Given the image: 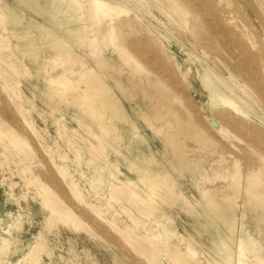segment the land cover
<instances>
[{"label": "rangeland", "instance_id": "374dc122", "mask_svg": "<svg viewBox=\"0 0 264 264\" xmlns=\"http://www.w3.org/2000/svg\"><path fill=\"white\" fill-rule=\"evenodd\" d=\"M90 1L70 0L69 9L63 13V27L57 31L71 30L79 33L78 38L75 37L79 42L72 48L75 56L98 70L95 66L98 56L95 57V53L92 51V55L89 50L88 39L98 35L99 48L107 50L103 40L105 36L97 32L99 25L105 24L103 21L99 22L101 19L91 11ZM108 1L120 2L131 8L128 17L138 14L142 18L146 29L141 27L138 35L140 39L146 41L147 46L142 49L147 58L153 60L148 63L137 56L138 60L146 65L141 70L144 71L143 75L148 71V76H143L141 71L136 69L135 62H128L131 68L119 59L117 62L119 69L110 71L113 75L111 94L118 99L127 117L108 118L99 122L91 114L81 111L78 104L63 100L62 91L72 92L79 85L80 75L76 72L78 64L61 65L60 61H56V64L49 60L50 64L47 67L53 65L54 69L51 71L52 74H48V79L44 76L39 78L31 72L32 65L24 55L18 53L22 48L17 46V43L39 35L38 31H30L28 34L24 32L23 27L26 28L25 25L31 20L29 17L32 16V11L20 0H0V53L10 55L8 59L13 61L12 64L7 63L6 57L2 58L0 54V122L3 123L2 129L5 132L11 130L0 136V242L4 240L5 246V253L0 252V259L7 257L9 261H16L27 254L31 245L37 241L39 244L42 243L36 248L40 251L39 255L35 249L33 251L40 257L37 264H118L117 262L151 264L150 260V263L146 262L148 261L146 256L130 246L124 235L108 226L106 220H114L117 227L126 228L138 236L159 235L161 231L171 230V235H174V240L181 250L187 252V245L190 243L197 250L196 257L188 255L191 262L200 259L204 264L208 261L211 264H264V211L260 210L253 195L246 191L225 197L223 194L224 187L229 184L234 159L238 161L245 157L251 159L253 166L249 167L248 173L261 165V162L246 143L235 139L232 130L228 128L232 122L224 120L222 115L225 110L215 112L209 108L208 89L203 80L208 72L216 73L232 87L227 78L233 73L238 83H248L249 80L239 76L240 66L237 62L239 49L233 46V38L228 36L223 40L222 36L215 35L206 28L201 30L197 28L195 33L191 32L187 26V29L185 25L182 26L183 23L181 25L166 18L165 13L153 0ZM226 1L217 3L221 8V15L237 19L240 24L239 30L245 38L253 37L256 41L257 46L253 50L264 82V59L261 58L264 51V2L228 0L230 4L227 6ZM7 5L10 6V10L14 11L15 7L19 14L26 16L23 25L11 27L13 17L10 12L8 16H3V11L9 10ZM37 19L44 22L40 15ZM148 28L153 30L154 35L149 33ZM41 60L46 61L45 58ZM53 62L56 66L58 63L61 66L56 67ZM153 62L157 64L161 62L159 63L161 70L157 69L158 72L154 70ZM65 66L72 67V71L66 77L70 81L66 84L67 87L71 82L74 84L69 86L70 90L61 82L64 77L56 74ZM134 69L140 71V74L137 72L136 74ZM119 70L122 72L121 75L118 74ZM166 72L173 76L167 75ZM164 73L167 75L165 78ZM145 77L147 79L156 77L170 84L178 96H181L179 100L183 102L174 100L175 106L178 105V111L186 118L191 113L196 114L198 118L201 117L199 121H203L202 123L210 130L215 142L209 144L204 141L197 134L196 123L183 127L172 117L167 121L164 117L167 111L157 107L158 99L146 95L150 90ZM114 78L117 81L121 80V86L115 85ZM137 79L140 82L142 80L140 83L142 85L135 84L138 82ZM107 81L110 82L111 78H107ZM133 81L135 82L132 83ZM59 83L60 86H57ZM145 87L147 92L144 90ZM240 87L233 86L234 91L246 98ZM251 90V98L255 101L253 103L249 100L250 106H253L250 107V115L257 121H260V118L264 120L263 99L260 94H255ZM55 91L61 93L55 97ZM51 98L57 100V106H53ZM225 109L228 118L241 119L236 111ZM144 118L147 121H144ZM154 118L158 122H155ZM199 121L198 123H201ZM107 124L115 125L117 129L115 132L122 137L111 139L112 135L108 134L112 132H106L105 129ZM248 126L264 134V124L256 126L252 123ZM10 133H15L18 138L16 139L14 134L11 136ZM171 134L176 136L175 141L167 136ZM236 148L240 149L237 151ZM221 156H224L226 161H217ZM151 172H164L170 175L179 194L175 200L167 201L161 196V186L148 179L147 173ZM71 182L75 183L73 186L82 192L90 204H95L101 210L106 220L79 200L71 190L69 185ZM43 185L50 186L61 198L63 197V201L79 216L82 224L90 227L92 233L87 230V225L84 231L77 226L79 232L76 231V225L72 221L63 222L64 225L62 221L56 222L55 225L47 222L50 227L45 226L46 217L51 210L49 212V208H46L48 206L42 192ZM117 187L131 188L138 193L137 198L144 199L140 201L139 206L128 203L124 198L116 196ZM214 195L220 203L217 208L211 207V203L215 201ZM148 197L151 198L150 202ZM145 206L152 211L147 213L137 211ZM129 208L137 212L139 219L133 218ZM55 227L58 228V233ZM240 238H243L245 246L247 242L244 260L240 259L238 248ZM162 240L161 236L155 237L157 262L154 264H172L162 249Z\"/></svg>", "mask_w": 264, "mask_h": 264}, {"label": "bare ground", "instance_id": "6f19581e", "mask_svg": "<svg viewBox=\"0 0 264 264\" xmlns=\"http://www.w3.org/2000/svg\"><path fill=\"white\" fill-rule=\"evenodd\" d=\"M20 1L24 5L29 7L32 11V16L29 17L31 20L28 21V23L25 25L26 28L23 27L25 29L24 30L25 34H28L30 31H38V33H39V35L37 37H29L27 40H25L21 43H17V46H20L22 48L21 49L22 53H21V51H18V53H20V55L21 54L24 55V57L27 58V60L29 61L28 63L32 65L31 72L33 74L39 76V78H40V76H44L45 79H48V74H52L51 71L54 69L53 65L47 67L50 64L49 60H53L54 62L60 61V64L62 63L61 65H63L64 63L65 64H67V63L78 64V70L76 72H78L80 75V77L77 75L78 78L80 79L79 85H77L76 88H74L72 90V92L62 91V93H61L60 91H58V92L55 91V97L60 92L63 95L64 102L78 104V106H80L81 111L86 112L88 115L91 114L99 122H103L104 119L106 120L108 118H114V117H118L120 119L126 118L127 116L123 113L122 108L118 102V99L116 97H114L113 94H111V91L113 90L112 89L113 75L110 73V71L111 70H117V68L119 69V66L117 63L119 61V59H122L123 62H126L128 66H129L128 62H131V63L135 62L134 64L136 66V69H138L140 71L143 70L145 68L144 66H146V65H143L142 62L140 60H138L137 56L141 59L143 58V61L146 60V62H148V63L152 62L153 59L151 58L150 59L151 61H150L147 58L148 56L145 54V51L142 49V47L146 48V46H147L146 41L143 40L142 38L140 39V37L138 35V33H140V31H141V27H142V29H146V26L143 25L142 18H140L138 16V14H134V17H128L127 14L129 12H131V8L125 7L120 2L108 1V0H91L90 1L91 11L93 13H95L97 18L99 17L101 19L99 22L103 21V23L105 24L104 26H102V24L99 25L100 27L97 28V32H98V34L104 35L106 37V39H105V37H103L104 38L103 40H105V44L107 46V47H105V45H104V47L107 48V50H103V49L99 48L100 42H99L98 35H97V37H95L92 34L94 37L93 38L90 37L88 39L89 40V46L91 47V48L89 47V50L91 52L93 51L95 53V55H96V56L94 55L95 57L98 56V59L95 63V66L98 67V68L96 67L98 69V70H96L94 68V66L87 65V63L85 61H83L80 58H77L73 52V49H72L73 45L75 43L79 42V40L77 39L78 38L77 35L79 33L72 32L71 30H69L68 32H58L57 31V30L61 29V27H63V23H62L63 13L69 9L70 0H20ZM153 1L155 2V4H157L158 8L162 12L165 13L166 18L168 17L171 20L177 21L181 25L183 23L182 26L185 25L184 27L186 29L188 27V29L191 32L195 33V30L197 28H200V30L203 28H206V29H209L215 35L218 34L219 36H222L223 40L225 38H227L228 36L232 37L233 38L232 39L233 46L238 47L239 55L237 58V62L240 66L239 76L246 79V80H249V81H248V83L247 82H243L242 84L238 83L234 79L233 73L229 74L227 79H229V81L232 83L233 86L240 85L241 86L240 89H242V92L244 93L246 98L237 94L234 91L233 86L232 87L229 86L227 81H224L223 77L221 75L208 72L207 75L204 76L203 80H204V84L206 85V88L208 89V91H207V95H208L207 103H208L209 108H211V110L215 111V112L225 110V111H223L222 115L224 117V120L227 119V120L232 122L230 124V126H228V128H230L232 130L231 132L233 133L235 139H237L240 142L246 143L249 146V148H251L252 151L257 154V157L259 158V160L261 162V165H259L256 169L251 170L250 173H248L247 170L250 169L249 167L253 166V162L251 161V159H249L247 157L242 158L239 161L237 159H234V163H233L232 170H231L230 177H229V184L227 187H224V189H225V191H224L225 193H223V194H225L224 197L228 196L230 194L231 195H233V194L238 195V194H240V192L246 191L247 193L253 195V198L256 201V203L258 204V206L260 207V210L264 211V134L260 130H258V132H257L254 129H252L251 126H248V124H252V123H254L256 126H258L259 124L260 125L264 124L263 118H260L259 119L260 121H257L256 119H253L250 115V109H251L250 107H253V106L252 105L250 106L249 100H250V102H253V103L255 101L251 98L252 97L250 94L251 89L255 92V94H260V97L263 99V102H264V87H263L264 82L262 80V77L260 76L261 72H260L259 66H257L258 60H257V57L255 56V54H254L255 52L253 50V48L257 46L256 41L253 39V37L252 38H249V37L245 38L244 34L239 30L240 24H238L237 19L229 18L227 16L224 17V15L223 16L221 15V8L218 7L217 3H218V1L221 2L224 0H218V1L217 0H153ZM263 2H264V0H263ZM226 3H227V6L230 4L228 0L226 1ZM249 3H251V1ZM6 7H7V9L10 8V6H8V5ZM10 9L8 11H6V10L3 11V16H8V12H10L9 14L12 15V17H13V19L11 20V25H12L11 27H17V26L23 25L22 24L23 19L26 16H24L22 13L19 14L15 10L16 9L15 7H14V11H12ZM17 10H18V8H17ZM123 14L124 15L126 14V16H121ZM39 15L41 17H43L44 22L46 24H44L43 21H41V20L39 21L37 19V16H39ZM97 18H96V20H97ZM169 22H170V20H169ZM8 29H10V28H8ZM148 31L150 34L154 35L153 30L151 28H148ZM251 32H249V33H251ZM76 36H77V38L75 39ZM3 39H4V36H3ZM180 42H182V41H180ZM223 44H224V41H223ZM225 46H226V44H225ZM149 49L150 48H148V50ZM150 51H151V49H150ZM152 51H156V50H152ZM93 52H92V55H93ZM0 54L2 55V58L6 57L5 60L7 61V63H9V64L13 63L12 60L8 59V57L10 55L5 56L6 53H2V52ZM154 54H155V52H154ZM234 56H236V55H234ZM42 58H45L46 61L41 60ZM261 58L264 59V51L261 54ZM158 60H159V58H158ZM57 62H56V64H57ZM246 62H247V64H245ZM159 63H161V62H159ZM56 64H55V66H56ZM60 64L58 63L57 66L59 67ZM75 64H73V65H75ZM158 64L153 62L152 63L153 66L152 65L151 66L153 68H155L154 70H157V69L161 70V68H162L160 66L161 64H159V65ZM75 66H73V67H75ZM129 67H131V64ZM152 67H151V69H152ZM104 68H106V71H104ZM71 69H72V67H69V66L66 67L65 66L63 70L58 71V73H56L57 75L64 77L63 80H61V82L65 86H66V84H69V82H70L69 79H67L66 77L69 75L70 71H72ZM136 69H134L133 71H135V73L136 72L139 73L140 71H138ZM120 70L118 71L119 72L118 74H120V73L122 74V72H120ZM121 71L125 72L126 70L125 71L121 70ZM162 71H164V70H162ZM166 71H168V70H166ZM143 72L142 71L140 72V73H142L141 75L144 74ZM145 72H146V74L143 76H148L147 75L148 71H145ZM157 72H158V70H157ZM23 73H24V71H23ZM162 73L163 72H161V75H162ZM166 74H167V72H166ZM166 74L164 73V78H165ZM167 75H170V73ZM170 76H173V75H170ZM170 76H169V78H170ZM131 77H133V74H131ZM107 78L108 79L111 78V81L110 82L107 81ZM114 79H115V85H120L121 80L117 81L116 78H114ZM145 79H146L145 81L147 82L146 85L148 84L147 86L149 87V90H150L149 92H147L146 87L144 88V90L147 92L146 95H150V97L155 96L158 99V103H156L157 107L159 106V108L165 109L167 111V113L164 114L165 115L164 117L166 118L167 121L172 117L174 119V121L179 126H183V127L187 126V125H192L193 123H196L198 125L197 126V129H198L197 134L204 141H207V143H209V144H212L213 142H215V138L211 134L210 130H208V128L204 125V123H202L203 121L202 122H201V120L199 121V119L201 117L198 118V116L196 114L191 113V114H189V117L186 118L181 114L180 111H178V108H177L178 105L175 106L174 100L175 99L179 100L181 96L180 95H179L180 97L178 96L177 92L173 89V87L170 86V84H168L164 80L156 78V77L148 78V79L145 77ZM137 80H138V82L133 81L132 83L135 82V84L138 83L137 85H142V84H140V83H142V80H141V82L139 79H137ZM50 81H48V82H50ZM171 81L172 80H170V82ZM54 83H57V82H54ZM129 83H131V82H129ZM60 84L61 83L57 84V86L58 85L60 86ZM63 85H61V86H63ZM72 85H74V84H72V82H71V85H69V86H72ZM65 86H63V87H65ZM69 86L68 87L66 86V87L69 88V90H70ZM136 86H135V88H136ZM140 87H142V86H140ZM176 87H178V85ZM71 89H72V87H71ZM19 90H20V88H19ZM181 91L182 90H180V92ZM142 92H144L143 89H142ZM51 94H53L52 91H51ZM2 97H4V96H2ZM8 97H9V95H8ZM150 97H148V98H150ZM51 101H52L51 103L54 104L53 106H57L56 105L57 100L51 98ZM178 102H182V101L179 100ZM182 103H178V104H182ZM181 106L179 105V107H181ZM8 108H9V106H8ZM190 108H192V107H190ZM225 108H229V109L236 111L239 114V116L241 117V119L239 117H238V119H240V120H232L231 117L228 118L229 115L227 114ZM190 110H192V109H190ZM214 115H216V114H214ZM157 116H158V114L156 115V117ZM14 118H15V115H14ZM165 118H163V119L165 120ZM144 121H147V119H145ZM148 121H150V120H148ZM154 121L158 122L156 119ZM198 121L201 123H198ZM223 122H225V121H223ZM2 126H3V123L0 122V136H4L7 134L8 131H11V130H8L7 132H5L2 129ZM28 127H30V125ZM102 127H104V124ZM88 129H90V128H88ZM105 129H106V132H109V133L112 132L111 134H108V135H112L111 139H117V138L122 137L119 133L115 132V131H117L115 125L107 124V125H105ZM222 130H224V127ZM155 131H158V129H155ZM24 133H27V132H24ZM158 133H160V131H158ZM12 134H14L16 139L18 138V136L15 133H12ZM12 134H11V136H12ZM167 136L169 138H171V140H173V141H175V139H176V136H174L173 134L167 135ZM99 138H100V136H99ZM167 143H168V140H167ZM171 143H174V142H171ZM32 144H34V143H32ZM4 145H7V144H4ZM239 149L236 148L237 151ZM64 156H63V158H64ZM223 157L224 156H221L222 159L219 158V159H217V161L218 160L226 161L225 157L224 158ZM213 163H214V161H213ZM147 175H148V179L153 180L155 182V184L161 186V191H162L161 196H163V198H166L167 201H173L177 198V196L179 194L175 190V182L170 177L169 174H166L164 172H154V173L151 172L149 174L147 173ZM74 184H75L74 182L69 183V185L71 186L72 192L79 198V200H81L86 205L91 207L95 211L96 214L103 216L101 210L95 204H93V203L90 204L87 201V199L84 198L82 192H80V190L76 186H73ZM129 185H131V184H129ZM8 188H10V187H8ZM123 188L124 187H121V188L117 187L116 188V191H115L116 196L117 197L119 196V198L120 197L124 198L126 201H128V203L135 204V205L139 206L140 201H143L144 198H142V197L137 198L139 196L138 193L135 190H132L131 188H127V187H125L124 189ZM42 192H43V195L45 198V203L48 206L46 208H49V212L51 210V213L46 217L47 221L45 223V226L48 225V223L50 225H55V223L58 221H59V223H61L60 221H62V223L63 222L68 223L69 221H72V223H74L76 225L75 226L76 231L79 230V229L77 230V226L80 228V230H82L81 228H83V231H84V228L87 227L88 225L85 223L82 224V222H81L82 220H80L79 216H77V214L70 208V206H68L63 201V199H64L63 197H62L63 198L62 199L55 192V190L52 189L48 185L42 186ZM213 197H215V195ZM148 198H149V202H150L151 198L150 197H148ZM211 198H212V196H211ZM151 203H153V202H151ZM219 205H220V203L215 197V201H213V203H211V207L217 208ZM71 206H72V203H71ZM137 211L147 213L149 211H152V209H150L148 206H145V207H143V209L139 208ZM129 213L133 216V218L139 219L137 212L134 211L132 208H129ZM103 218H105V217L103 216ZM105 220H106V218H105ZM106 222H107L108 226H110L114 230H117V232L119 234L124 235L126 240L131 244V245L130 244L129 245L131 247H134V249L138 253L146 256V259L148 258V261L146 260V262H149V260H150L151 264H152V262H153V264H154V262H157V250H156V244H155V237L161 236L163 239L162 240V242H163L162 249H163L164 253L169 257L172 264H204L200 259L194 260L195 262L189 261L188 255L194 257L195 255L198 254L197 250L191 245V243L189 245H187V252L181 250L180 246L174 240V237H173L174 235H171L172 231L169 229H167V232L161 231L159 233V235H150V236L149 235H143V236L139 235L138 236V235H134V234L130 233L129 230L126 228L123 229V228L117 227L115 225L114 220H106ZM59 223H57V224H59ZM64 223H63V225H64ZM91 223H93V222H91ZM57 224H56V227H58ZM50 225H48V226L50 227ZM82 225H84V227H82ZM85 225H87V226H85ZM48 226H47V228H48ZM96 226H95V228H96ZM56 227H55V230L57 231L56 233H58L59 230ZM61 227H63V226H61ZM71 227L73 229H75V227H73V226H71ZM67 228H69V227H67ZM44 229H45V227H44ZM49 229H47V230L49 231ZM52 229H54V228H52ZM87 230H89V233H92V230L90 229L89 226H88ZM48 231H47V233H48ZM69 231H70V228H69ZM72 231L74 232V230H72ZM85 233H87V231ZM54 235H55V233H54ZM3 242H4V240L0 242V252L5 253V251H4L5 246H4ZM43 242H45V241H43ZM40 244H42V243H40ZM40 244L37 241L34 242L33 245H31L29 252L27 254H24L22 258H20L16 261H9L7 257L1 258L0 264H37L40 257L36 256L35 255L36 252L34 253L33 251H34V249L36 250V248H39ZM101 245H103V244H101ZM246 246H247V242H246ZM246 246H245V242L243 241V238H240L238 241V248H239L241 260H244L246 258ZM82 249H80V250H82ZM47 251H49V249ZM38 252H40V251H37V253ZM44 252H46V251H44ZM83 252H84V250H83ZM41 253H43V252H41ZM86 254H88V253H86ZM38 255H39V253H38ZM48 255L49 254H47V256ZM86 257H87V255H86ZM86 257H85V259H87ZM89 257H91V256H89ZM63 259H64V256H63ZM61 260H62V258H61ZM68 260L70 261V259H68ZM65 261L67 262L66 259H65ZM136 261H137V259H136ZM138 262H139V260H138ZM117 263L120 264L119 262H117ZM207 264H211L210 261H208Z\"/></svg>", "mask_w": 264, "mask_h": 264}]
</instances>
